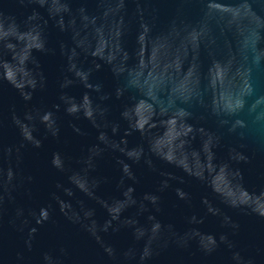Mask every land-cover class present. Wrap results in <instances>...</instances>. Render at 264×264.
Here are the masks:
<instances>
[{
	"label": "water",
	"instance_id": "1",
	"mask_svg": "<svg viewBox=\"0 0 264 264\" xmlns=\"http://www.w3.org/2000/svg\"><path fill=\"white\" fill-rule=\"evenodd\" d=\"M0 264H264V0H0Z\"/></svg>",
	"mask_w": 264,
	"mask_h": 264
}]
</instances>
